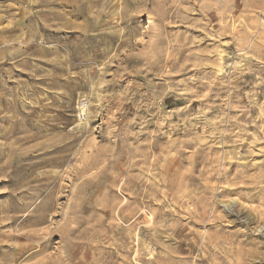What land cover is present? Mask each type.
I'll return each instance as SVG.
<instances>
[{
  "label": "rangeland",
  "instance_id": "374dc122",
  "mask_svg": "<svg viewBox=\"0 0 264 264\" xmlns=\"http://www.w3.org/2000/svg\"><path fill=\"white\" fill-rule=\"evenodd\" d=\"M0 264H264V0H0Z\"/></svg>",
  "mask_w": 264,
  "mask_h": 264
},
{
  "label": "built area",
  "instance_id": "2783aa9c",
  "mask_svg": "<svg viewBox=\"0 0 264 264\" xmlns=\"http://www.w3.org/2000/svg\"><path fill=\"white\" fill-rule=\"evenodd\" d=\"M79 110L78 112V118L81 121L85 120V115H84V111L86 110V104L85 103H80V105L77 108Z\"/></svg>",
  "mask_w": 264,
  "mask_h": 264
},
{
  "label": "bare ground",
  "instance_id": "6f19581e",
  "mask_svg": "<svg viewBox=\"0 0 264 264\" xmlns=\"http://www.w3.org/2000/svg\"><path fill=\"white\" fill-rule=\"evenodd\" d=\"M18 259V258H17ZM13 261V260H12Z\"/></svg>",
  "mask_w": 264,
  "mask_h": 264
}]
</instances>
